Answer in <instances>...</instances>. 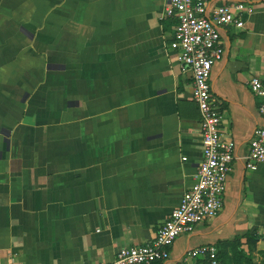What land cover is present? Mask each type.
Returning a JSON list of instances; mask_svg holds the SVG:
<instances>
[{
	"label": "crops",
	"instance_id": "crops-1",
	"mask_svg": "<svg viewBox=\"0 0 264 264\" xmlns=\"http://www.w3.org/2000/svg\"><path fill=\"white\" fill-rule=\"evenodd\" d=\"M165 2L0 0V264L110 262L150 241L194 182L199 109L167 48L176 21ZM251 3L242 28L221 30L211 70L235 143L223 206L154 264H180L200 244L229 253L221 242L246 233L260 264L264 162L243 159L264 123L247 84L264 70V0Z\"/></svg>",
	"mask_w": 264,
	"mask_h": 264
},
{
	"label": "built area",
	"instance_id": "built-area-1",
	"mask_svg": "<svg viewBox=\"0 0 264 264\" xmlns=\"http://www.w3.org/2000/svg\"><path fill=\"white\" fill-rule=\"evenodd\" d=\"M252 0H166L164 17L176 24L167 48L176 52L182 73H190L192 98L199 109L202 158L194 182L181 194L152 239L144 244L120 247L112 261L100 264H154L165 261L174 240L191 233L195 226L218 214L223 206L226 179L232 168L235 143L223 137L222 114L211 91L213 63L223 57L221 30L242 28L244 16L252 13ZM252 94L259 99L258 111L264 120V70L247 80ZM185 159V157H183ZM245 167L255 170L264 162V123L253 129L243 157ZM206 257L219 264L214 244H200L188 250L180 264H196Z\"/></svg>",
	"mask_w": 264,
	"mask_h": 264
},
{
	"label": "trees",
	"instance_id": "trees-1",
	"mask_svg": "<svg viewBox=\"0 0 264 264\" xmlns=\"http://www.w3.org/2000/svg\"><path fill=\"white\" fill-rule=\"evenodd\" d=\"M258 235L243 234L234 236L221 243L229 247V253L217 252V259L221 264H254L253 250L255 249ZM261 259L260 264H264V249L258 252Z\"/></svg>",
	"mask_w": 264,
	"mask_h": 264
}]
</instances>
